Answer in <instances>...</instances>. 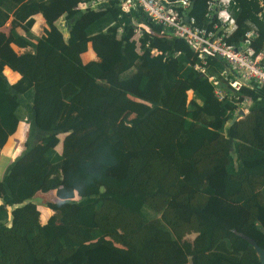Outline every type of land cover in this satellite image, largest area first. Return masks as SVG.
<instances>
[{
  "label": "trees",
  "instance_id": "1",
  "mask_svg": "<svg viewBox=\"0 0 264 264\" xmlns=\"http://www.w3.org/2000/svg\"><path fill=\"white\" fill-rule=\"evenodd\" d=\"M78 1L0 0V27L10 20L13 44L29 48L0 53V148L30 110V132L46 133L0 180V264H259L248 238L264 249V104L233 120L235 103L216 99L185 40L144 33L137 46L117 7ZM206 1L191 0L197 23ZM232 11L227 41L251 22L264 54L257 0ZM38 13L41 36L30 30ZM88 43L96 59L84 63ZM53 190L60 201L42 222L33 199Z\"/></svg>",
  "mask_w": 264,
  "mask_h": 264
},
{
  "label": "built area",
  "instance_id": "2",
  "mask_svg": "<svg viewBox=\"0 0 264 264\" xmlns=\"http://www.w3.org/2000/svg\"><path fill=\"white\" fill-rule=\"evenodd\" d=\"M108 6L117 7L119 17H129L131 39L137 45L144 33L168 41L185 40L197 57L193 68L211 83L216 99H229L235 103L233 120L243 116L253 105V96L241 92V88L264 86V54L255 53L251 47V42L258 35L255 28L245 31L243 41L236 45L227 41L237 28L232 11L236 0H207L202 23H197L190 15L191 0H79L74 9L103 11ZM140 14L151 24L142 21L138 17ZM152 26L161 29L156 32ZM122 31L121 26L118 33ZM152 54H160V51L153 49ZM212 59L223 63V69H211ZM240 110L243 115L239 114Z\"/></svg>",
  "mask_w": 264,
  "mask_h": 264
},
{
  "label": "crops",
  "instance_id": "3",
  "mask_svg": "<svg viewBox=\"0 0 264 264\" xmlns=\"http://www.w3.org/2000/svg\"><path fill=\"white\" fill-rule=\"evenodd\" d=\"M257 3H258V6L260 7V11L258 12V16L260 17H262L263 18V20H264V1L263 0H257ZM260 3L263 5V6H261L260 5ZM236 7V6H235ZM260 12H263V13H261V15H259V13ZM37 15H39L40 16V18H42V19H40V21L38 22L39 24H38V27H42V29L44 30L45 28H46V23H45V21H44V19H43V17H42V15L40 14V13H38V14H36V15H34V23H33V25L36 23V17H37ZM126 17H128V16H126ZM142 21H144L140 16H138ZM129 18V17H128ZM42 20V21H41ZM248 24V29H250V28H255L256 29V31H257V28H256V26L253 24V23H251V22H248L247 23ZM33 25H32V27H31V32L33 33V34H35V31L33 30ZM10 27H11V24H10V20H8L3 26H1L0 27V53H4V54H20V53H23L24 51H27V50H29V48L27 47V48H21V47H18V46H16V45H14L13 44V42H12V35H11V33H10ZM44 27V28H43ZM57 27H58V29L62 32V29H61V27H64L65 28V31L66 32H62L63 33V36L64 37H66L67 36V24L65 23V21L62 19V18H60V20H58V22H57ZM247 29V30H248ZM17 30V32L18 33H20V34H23V30L22 29H20V28H17L16 29ZM246 30V31H247ZM118 34H120V33H118ZM257 34H258V31H257ZM36 35V34H35ZM37 36V35H36ZM81 59H82V61L85 63V62H88V61H90V60H94V59H96V55H95V53H94V51L92 50V48H91V45H90V43H88L87 44V49L83 52V53H81ZM212 65V64H211ZM211 69H214V70H216V71H219V70H221V69H223V68H218L216 65H212L211 67H210ZM3 74H4V76L6 77V79H7V81H8V83L9 84H13L14 82H16L17 81V79L20 77L19 76V74L17 73V72H15V71H12V70H10L9 68H4V71H3ZM251 95L253 96V101H254V106L255 107H257V106H261V105H263L264 104V90L261 88V87H254L253 88V93H251ZM192 97V92L191 91H189L188 92V99H190ZM22 104L26 107V108H30V103H28L27 101H22ZM29 117H31L30 118V121H31V124H32V127H33V117H34V113H33V111H31L30 110V112H29ZM23 124V121H20L19 122V124H18V127H17V129H16V131L21 127V125ZM32 129V131H34V130H36L35 128L33 129V128H31ZM15 131V132H16ZM15 132L12 134V135H14L15 134ZM41 133V132H40ZM43 133V132H42ZM44 134H46L45 132L43 133V135ZM12 135H10L9 137H8V139H7V141H6V143L3 145V147L2 148H0V151L5 147V145L8 143V141H9V138L12 136ZM41 138V137H40ZM5 174V173H4ZM53 192H54V196L56 197V199H52V200H46L47 202H53V204H55V202H59L60 201V199L55 195V191L53 190ZM36 196H38V195H36ZM40 197V196H39ZM43 201V200H42ZM43 202H45V201H43ZM40 210V209H39ZM47 210H49V211H44V213H43V215L41 214V212L42 211H40V218H41V220H42V222H45L46 220H47V218L52 214V210L47 206ZM42 216H44V217H42Z\"/></svg>",
  "mask_w": 264,
  "mask_h": 264
},
{
  "label": "rangeland",
  "instance_id": "4",
  "mask_svg": "<svg viewBox=\"0 0 264 264\" xmlns=\"http://www.w3.org/2000/svg\"><path fill=\"white\" fill-rule=\"evenodd\" d=\"M60 18H59V20H60ZM61 29H62V32H66L64 27H61ZM33 30L35 31V34L37 36H41L43 34L42 27L41 28L40 27H33ZM29 119H30V117H28V119L15 132V134L9 138L8 143L0 151V180L4 176V173H6L8 167L11 165V163L16 159V157H18V155L22 151H24L25 149L31 147L32 145L37 144L39 142L40 137L43 135V133H40L36 130H34V131L31 130V132H30V129H29L30 121H29ZM28 129H29V131H28ZM58 136H59L60 140H62L64 137V134L60 133ZM56 149L59 152L61 151V142L57 145ZM1 198L6 199L7 197L4 195ZM33 200L36 202L38 209H40V211H42L41 212L42 215H43L44 211H46V212L49 211V210H47V201L51 200L50 198H48V200L46 201L42 197L35 196V198ZM42 200L45 202H43ZM49 203H53V202H49ZM57 203L58 202H55V204H57ZM42 217H44V216H42ZM194 237H195L194 234H188L186 236V238L189 240H193Z\"/></svg>",
  "mask_w": 264,
  "mask_h": 264
},
{
  "label": "water",
  "instance_id": "5",
  "mask_svg": "<svg viewBox=\"0 0 264 264\" xmlns=\"http://www.w3.org/2000/svg\"><path fill=\"white\" fill-rule=\"evenodd\" d=\"M240 115H243V111L240 110L239 111ZM249 242L253 245V248L257 254L258 260H259V264H264V249L259 247L252 239H249Z\"/></svg>",
  "mask_w": 264,
  "mask_h": 264
},
{
  "label": "clouds",
  "instance_id": "6",
  "mask_svg": "<svg viewBox=\"0 0 264 264\" xmlns=\"http://www.w3.org/2000/svg\"><path fill=\"white\" fill-rule=\"evenodd\" d=\"M140 15H141L142 19L144 20V22H146L145 16L142 15V14H140ZM146 23H147V22H146ZM147 24H148V23H147ZM134 41H135V40H134ZM135 43H136V41H135ZM139 44H140V42H139ZM139 44H138V45H139ZM136 45H137V43H136ZM138 45H137V46H138Z\"/></svg>",
  "mask_w": 264,
  "mask_h": 264
}]
</instances>
